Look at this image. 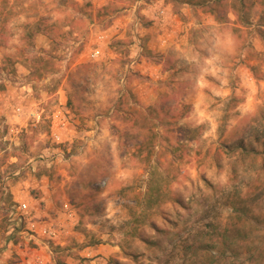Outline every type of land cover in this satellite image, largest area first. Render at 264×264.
I'll list each match as a JSON object with an SVG mask.
<instances>
[{"label": "rangeland", "instance_id": "rangeland-1", "mask_svg": "<svg viewBox=\"0 0 264 264\" xmlns=\"http://www.w3.org/2000/svg\"><path fill=\"white\" fill-rule=\"evenodd\" d=\"M214 1L0 0V264H264V0Z\"/></svg>", "mask_w": 264, "mask_h": 264}, {"label": "built area", "instance_id": "built-area-1", "mask_svg": "<svg viewBox=\"0 0 264 264\" xmlns=\"http://www.w3.org/2000/svg\"><path fill=\"white\" fill-rule=\"evenodd\" d=\"M97 52H98V51L94 52V54H96ZM55 137H56V139L59 138L58 135H55ZM5 178H7V177H5ZM21 207H25V204L22 203V204H21ZM11 213H12V212H11ZM33 228H34V224H31V225H30V229L33 230ZM39 232H40L42 235H47V236H49V237L55 236V232H54V231L49 230V229H47V228H45V227H42V228L39 230Z\"/></svg>", "mask_w": 264, "mask_h": 264}, {"label": "trees", "instance_id": "trees-1", "mask_svg": "<svg viewBox=\"0 0 264 264\" xmlns=\"http://www.w3.org/2000/svg\"><path fill=\"white\" fill-rule=\"evenodd\" d=\"M214 3H215V4H214ZM214 3H213V4L216 5L217 0H215ZM215 7L217 8V6H214V9H215ZM203 8H204L205 10H208V11H209V10L212 9L213 7H211V6H207V4H206V5H203Z\"/></svg>", "mask_w": 264, "mask_h": 264}]
</instances>
